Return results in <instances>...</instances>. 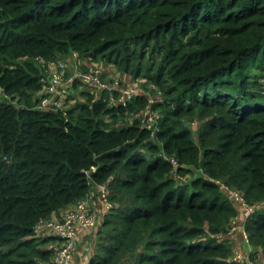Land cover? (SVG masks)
Masks as SVG:
<instances>
[{"label": "trees", "instance_id": "16d2710c", "mask_svg": "<svg viewBox=\"0 0 264 264\" xmlns=\"http://www.w3.org/2000/svg\"><path fill=\"white\" fill-rule=\"evenodd\" d=\"M71 51L161 87L156 141L128 122L141 97L74 81L72 104L36 108L42 60ZM262 78L264 0H0V264L52 262L56 237L36 225L101 186L111 209L87 264H237V210L215 181L254 208L244 228L264 262Z\"/></svg>", "mask_w": 264, "mask_h": 264}, {"label": "built area", "instance_id": "2783aa9c", "mask_svg": "<svg viewBox=\"0 0 264 264\" xmlns=\"http://www.w3.org/2000/svg\"><path fill=\"white\" fill-rule=\"evenodd\" d=\"M70 60L77 62L80 54L77 51L69 53ZM43 71L38 76L40 92L36 108L41 110H61L72 104L70 98V89L74 81L80 84L86 90L95 93L96 98H101L105 93L111 103L114 101L113 85L104 82L99 69L91 68L85 72H79L77 69L71 77L65 75L67 64L60 59L42 60ZM66 70V71H65ZM133 89L126 86L121 90V95L114 103L125 105L133 98ZM103 198H106L104 186L100 187ZM233 193V191H232ZM240 199V198H239ZM241 200V199H240ZM107 201L105 202V205ZM96 212L91 210V204L88 200L77 201L68 209L59 214L52 215L42 219L35 227V233L49 230L56 239L48 243L47 248L52 250L55 264H68L74 255L75 240L78 237L80 228H89L96 217ZM233 229V227H231ZM234 262L241 264H253L240 256L235 255Z\"/></svg>", "mask_w": 264, "mask_h": 264}, {"label": "rangeland", "instance_id": "374dc122", "mask_svg": "<svg viewBox=\"0 0 264 264\" xmlns=\"http://www.w3.org/2000/svg\"><path fill=\"white\" fill-rule=\"evenodd\" d=\"M68 55H65L63 57H58V59L64 61L67 64L66 70L67 69L68 70L67 71L65 70L66 71L65 75L71 77L76 69L79 72H85V70L87 71L91 68L99 69L101 71V76H102L103 81L108 83L109 85H113L112 88H114V93L112 97L116 99L119 98V96L121 95V90L125 89L126 86H129L133 89V93H132L133 97L135 98L141 97L144 100H146V103H145L146 106L144 105L143 110H141V114H137L136 116H131L132 119H129L130 121L128 122L130 123L133 122L132 124H134L135 118L138 116V118L140 119V126L150 131L148 138L154 141L157 140L155 137V132H157L156 130L159 129V121H160L162 114L160 110L155 108V104L159 102L161 103L164 101V96H163L161 87L155 85L153 81L148 80V79L147 80L143 79L142 77H139L138 79L133 80L131 75L125 74L122 71V69L116 67L115 64H112V63L110 64L109 62H106L104 59L98 60V58H95V59L90 60L91 58L88 57L87 55L80 54L78 61L73 62L70 60V56ZM260 83L262 84V92H264V78L260 79ZM140 104L142 103L136 104L135 106H139ZM202 123L203 121H201L197 117H192L191 119H188L184 122L185 126L189 129L190 137L192 138L194 142L197 141L198 129H199V126L202 125ZM173 170H175V166L173 167ZM172 174L176 175L175 173H172ZM200 174H203V172L201 171ZM189 175H190L189 177L187 176L188 179L192 176V172ZM215 182L217 183L222 194H224V196H226L229 200H231L233 202L232 204L235 207V209L239 211L238 214L234 218L235 219L234 224H233L234 220L232 221V227L236 225H240L241 219H239V217H242V215L240 214L241 205L243 206L246 205L242 198L241 192L239 190H236L234 187L228 188L223 181H215ZM88 201L91 204V210H94L96 212L95 214L96 217L94 219L96 222H93V224L89 228H87V229H90V233H91L90 238L92 239L89 241V246L92 247L93 245L92 248L88 247V250L93 249L94 251L95 243L97 241L98 230H100L102 226V220L104 218V213L107 212L109 209H111L110 208L111 202L107 198H104V202L107 201V204L106 205L104 204V206L102 205L100 207V205L103 203V198L102 200H100L99 196H96L95 199L88 200ZM244 222L242 224V228H243L242 234H243V239H245L248 242L249 240H248V235L244 228ZM233 230L234 229L231 228L229 232L225 235V237H228V235H230L229 233L232 232ZM41 234L44 236H52L53 233L49 230H46V231H42ZM78 236H79V233H78ZM228 242L230 243L229 238H228ZM74 246H75L74 255H73L72 260H69L68 264H75V256H76V252L78 248L76 247V243ZM237 254L240 255L245 260V262L250 261L253 264H264L259 258L256 257L257 253H255V250H253L252 246L247 251H240L237 249L232 250V246H231V254L228 257V261L234 262L233 258ZM46 264H55L54 257H52V262H49V263L47 262Z\"/></svg>", "mask_w": 264, "mask_h": 264}, {"label": "crops", "instance_id": "0c3cea01", "mask_svg": "<svg viewBox=\"0 0 264 264\" xmlns=\"http://www.w3.org/2000/svg\"><path fill=\"white\" fill-rule=\"evenodd\" d=\"M99 199L102 200L103 196L102 193L100 194L97 190H96ZM105 202H104V198H103V203L100 205V207L103 205L104 206ZM264 204V203H263ZM240 207V206H239ZM258 207V206H257ZM254 208H249L246 205H241V215L242 217H239V219H241V224L240 225H236L233 226V231L230 232L227 238H229L231 246H232V250H240V251H247L250 249L251 245L249 244V242H247L245 239H243V234H242V224L245 220V217L250 214L252 212ZM238 210H237V214H238ZM236 214V215H237ZM235 223V219L233 221V224ZM79 236L77 237V239L75 240L76 243V247L77 252H76V256H75V264H87V262L89 261L90 255L92 253H94L93 249H89L88 247L92 248L91 246H89V241L92 240L90 238V229L87 228H80L79 229ZM38 235H42L41 233H39ZM44 236V235H42ZM78 245V246H77ZM264 263V262H263Z\"/></svg>", "mask_w": 264, "mask_h": 264}]
</instances>
